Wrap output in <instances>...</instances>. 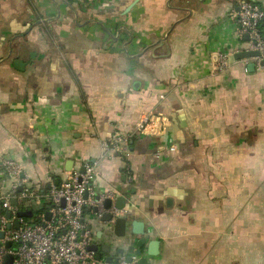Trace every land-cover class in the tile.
Returning a JSON list of instances; mask_svg holds the SVG:
<instances>
[{
	"label": "crops",
	"instance_id": "1",
	"mask_svg": "<svg viewBox=\"0 0 264 264\" xmlns=\"http://www.w3.org/2000/svg\"><path fill=\"white\" fill-rule=\"evenodd\" d=\"M241 1L0 0V199L7 160L41 197L97 163V193L160 242L149 264H264V66L234 59Z\"/></svg>",
	"mask_w": 264,
	"mask_h": 264
},
{
	"label": "built area",
	"instance_id": "2",
	"mask_svg": "<svg viewBox=\"0 0 264 264\" xmlns=\"http://www.w3.org/2000/svg\"><path fill=\"white\" fill-rule=\"evenodd\" d=\"M237 25V37L240 40L247 37L249 39L248 49L245 51L259 53L251 61L256 67L263 66L264 5L252 0H242L237 12ZM219 58L217 68L223 72L229 66V55L223 54ZM156 123V116L144 115L137 124V129L142 134L154 136L157 128L159 129ZM110 146L114 152L118 151L125 157L130 155L129 139L119 133L114 135ZM3 165L2 177L15 182L12 190L0 199V231L5 233L1 240L3 247L0 250V264H4L7 255L15 258L14 264H98L95 254L88 249L91 232L84 220L85 212L92 211L104 200L111 199L113 194L97 193V163H87L84 172L80 168L70 171L63 182L53 184L42 197L21 178L22 171L18 164L7 160ZM128 171L130 173V169ZM43 198L49 205L47 213L50 214V219L46 218L47 213H42L37 220L18 217L20 211H25L19 208V203L29 208L41 203ZM98 198L100 201H97ZM14 200L17 201V206L13 205ZM7 213L12 215L10 220L5 217ZM110 213L117 214L118 211L114 208ZM17 222L20 224L19 229L15 228ZM9 224L11 229L7 228ZM7 243H12V248L7 249Z\"/></svg>",
	"mask_w": 264,
	"mask_h": 264
},
{
	"label": "water",
	"instance_id": "3",
	"mask_svg": "<svg viewBox=\"0 0 264 264\" xmlns=\"http://www.w3.org/2000/svg\"><path fill=\"white\" fill-rule=\"evenodd\" d=\"M246 40H249L248 37ZM258 56V52L242 51L236 53L234 59L241 61ZM248 70L254 72L256 64H249ZM97 201H100V198ZM12 203L14 206L18 205L15 200ZM122 204L124 205L122 206ZM125 204L126 199L124 197L118 198L116 205L112 199H106L92 210L94 222L88 227V231L92 232L96 227L99 228L100 233L94 238L88 239V249L95 254V258L100 264H149L150 258L158 257L160 254V242H148L149 237L144 224L132 218L133 216L128 212L123 215L120 214L121 211H125ZM172 204V199H169L168 206L171 207ZM114 208L118 211L117 214L110 213ZM103 211L104 213H102ZM1 214L2 208L0 207V216ZM5 217L10 220L12 215L7 213ZM18 217L32 219L34 213L31 211H20ZM46 218L50 219L49 213H47ZM1 225L2 222L0 220V227ZM19 227L20 224L17 222L15 228L19 229ZM7 228L11 229V225L9 224ZM4 237L5 233L0 231V250L3 247L1 240ZM5 247L7 249L12 248V243H7ZM14 260L15 258L12 255H7L4 259V264H14Z\"/></svg>",
	"mask_w": 264,
	"mask_h": 264
},
{
	"label": "trees",
	"instance_id": "4",
	"mask_svg": "<svg viewBox=\"0 0 264 264\" xmlns=\"http://www.w3.org/2000/svg\"><path fill=\"white\" fill-rule=\"evenodd\" d=\"M131 143H132V140L130 141V146H132ZM44 212H45V208H43L42 210L40 209L37 213H39L41 215Z\"/></svg>",
	"mask_w": 264,
	"mask_h": 264
}]
</instances>
